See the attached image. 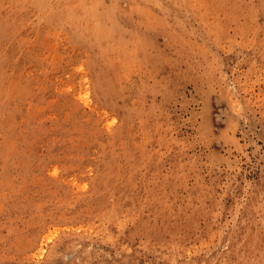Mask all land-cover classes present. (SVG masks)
Listing matches in <instances>:
<instances>
[{
	"label": "rangeland",
	"instance_id": "1",
	"mask_svg": "<svg viewBox=\"0 0 264 264\" xmlns=\"http://www.w3.org/2000/svg\"><path fill=\"white\" fill-rule=\"evenodd\" d=\"M0 264H264V0H0Z\"/></svg>",
	"mask_w": 264,
	"mask_h": 264
}]
</instances>
